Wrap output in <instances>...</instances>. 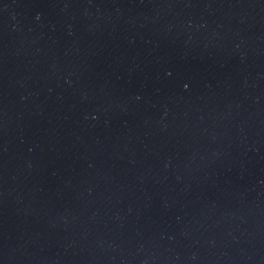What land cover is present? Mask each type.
Here are the masks:
<instances>
[{"label":"water","instance_id":"obj_1","mask_svg":"<svg viewBox=\"0 0 264 264\" xmlns=\"http://www.w3.org/2000/svg\"><path fill=\"white\" fill-rule=\"evenodd\" d=\"M0 264H264V0H0Z\"/></svg>","mask_w":264,"mask_h":264}]
</instances>
